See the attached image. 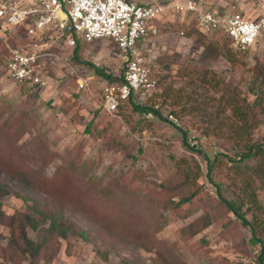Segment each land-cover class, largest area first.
Instances as JSON below:
<instances>
[{"label": "rangeland", "instance_id": "374dc122", "mask_svg": "<svg viewBox=\"0 0 264 264\" xmlns=\"http://www.w3.org/2000/svg\"><path fill=\"white\" fill-rule=\"evenodd\" d=\"M138 1L142 5L194 1L207 11H236L252 20L264 18V0ZM160 24L164 28L159 37L147 41L142 49L159 80L158 87L140 99L121 103L118 118L102 108V85L110 82L94 68L120 79L125 66L114 42L103 39L80 43L75 55V48L60 39L43 38L37 43L49 87L29 89L7 78L4 72L9 47L19 45L24 34L0 26V129L17 138L18 150L10 149V153L19 154L22 161L18 173L0 162V183L6 184L9 192L0 196L2 212L6 216L30 213L32 202L22 199V193L41 201L64 200L68 203L66 216L90 233L88 242L77 236L60 240V251L52 264H256L260 243L249 228L233 213L220 209L216 201H221L219 191L220 196L243 202L247 219H258L264 227V189L244 165L237 168L244 163L237 161L241 145L233 134L239 117L233 108L235 99L228 100L237 95L254 100L249 84L256 77L264 79V36L242 52L221 34L200 38L194 29L196 20L190 14L171 9ZM89 78V88L81 89L79 80ZM136 105L150 109L157 106L159 111L153 119H146V112L137 110ZM170 112L177 115L182 128L166 121L164 115ZM94 118L100 123L99 129L109 127L108 138L114 142L85 133ZM188 133L203 140L196 151L186 144L190 142ZM251 138L254 142L264 141V126L254 130ZM121 140L133 148L127 150ZM0 155L6 156L2 151ZM73 158H81L86 169L73 175L72 185L56 181L54 190L48 189L45 181ZM198 167V183L204 187L196 198L199 209L193 216L183 219L184 212L174 213L162 205L149 208V198L161 185L172 187V179L179 172L187 173L192 182ZM91 176L98 181L89 190L94 179ZM109 190H115V196L133 198V204L126 205L141 216L164 214L162 231L144 235L143 242L110 236L99 208L113 211L105 195ZM143 193L148 196L144 198ZM203 215H209L212 221L207 229L195 236L184 233ZM124 219L132 223L127 215ZM28 234L31 239L37 235L31 229ZM10 236L9 228L0 224V264H30L29 260L7 261L12 254L1 247H7ZM17 256L23 257L20 253Z\"/></svg>", "mask_w": 264, "mask_h": 264}, {"label": "built area", "instance_id": "2783aa9c", "mask_svg": "<svg viewBox=\"0 0 264 264\" xmlns=\"http://www.w3.org/2000/svg\"><path fill=\"white\" fill-rule=\"evenodd\" d=\"M171 9L192 15L201 33L220 32L242 52L250 50L264 36V18L252 20L236 11H207L194 1L142 5L132 0H0V26L14 32L23 28L26 33L25 41L9 47L5 76L22 87L46 89L49 80L42 71L37 42L50 36L76 48L80 43L108 39L117 45L125 71L121 82L102 85V108L118 118L121 103L140 99L141 95L158 87L159 80L142 49L147 41L160 35L164 28L161 19ZM89 82L90 78L80 79L79 87L88 89ZM158 111L159 107H154L145 113V118L153 119ZM164 116L175 127H183L175 113ZM188 134L187 145L196 151L203 140ZM217 149L214 147L215 151ZM200 165L204 168L202 162Z\"/></svg>", "mask_w": 264, "mask_h": 264}, {"label": "trees", "instance_id": "16d2710c", "mask_svg": "<svg viewBox=\"0 0 264 264\" xmlns=\"http://www.w3.org/2000/svg\"><path fill=\"white\" fill-rule=\"evenodd\" d=\"M194 29L199 32L200 38L206 36L196 27ZM20 31L24 34L22 41H25L26 33L23 28H21ZM213 34L219 35L221 33L215 31ZM226 38L229 39L228 37ZM229 41L231 40L229 39ZM79 47L80 44L75 48V55H77ZM94 68L100 75L105 76L110 83L121 82V78H114L112 75H106L102 69ZM249 92L254 96L253 101H247V99L241 98L238 95L228 98L229 101H232L233 98L235 99L237 104H235L233 108L236 116L239 117L237 124L233 128V134L241 145L236 156L238 158L237 161H244V163L238 165L239 167L237 166V168L239 169L244 165L246 171L250 172L254 178L259 181L261 188L264 189V141L254 142L251 138L254 130L258 129L260 126H264V79L260 80V77L254 78L249 84ZM136 109L140 110V112L152 110L142 105H136ZM99 128L100 123H96V119L94 118L86 127L85 133L96 137H102L109 142H114V140L108 138L109 127H103V129ZM184 137L186 139V132H184ZM232 140L233 139H231V141ZM17 141V138H13L10 133L0 129V151L6 155H0V162L3 166H9L8 168L13 173H18V164L19 167L22 166L19 154L10 153V149L18 150L16 147ZM120 144L127 150L133 148L131 143H126L122 140ZM118 151H121V149L119 148ZM138 153H142V149H139ZM80 161L81 158L80 160L73 158L65 163V166L60 167L52 179L45 181V184L48 183L47 188L53 191L56 181L65 185H72L73 175H78L81 170H85L87 167L85 165L86 163ZM196 170L198 171H196V175L192 182L189 181L190 179L187 173L180 174L179 172L172 179L174 183L172 187H170V185H161L160 189L156 191L157 194L149 198L152 200L149 208L157 209L158 206L162 205L165 210L174 213L180 214L184 212V215L181 216L183 219L193 216L194 213L197 212L196 210L199 209L196 198L200 196L204 187L203 184L198 183V177L201 173L199 167L196 168ZM211 170L212 163L209 164V171L211 172ZM91 178L94 179L89 190L92 189L98 181L96 176H91ZM115 185L118 186L119 181H117ZM122 191L128 192L126 188H123ZM115 193V190H109L105 194L111 201L110 205L113 211L107 210L106 207H99L101 209L100 216L104 220V225L110 236L124 241L131 238L134 239L135 242H143L146 239L144 235L149 236L150 232L153 230L156 233L162 231L163 224L166 222L164 214L158 212L153 216H141L130 210L126 205L127 202L133 204V198L127 199L124 195L115 196ZM7 194H9L7 186L1 182L0 196H5ZM128 194H133V192H129ZM218 194L221 201H216V204L219 208L233 213L244 227L250 229L252 236L260 243L261 251L256 260V264H264V227L258 223V219H247L246 216L248 212L242 211L244 206L243 202L238 204L233 200L227 199L225 196H220L219 191ZM147 196L148 195L143 193L144 198ZM21 198L32 202L30 213L23 214L20 212L12 216H6L2 212V206L0 204V224L7 226L11 233L7 247H1L2 251L8 249L12 254V257H7V261L20 262L21 260H29L30 264H39L40 261H43V264H52L60 251V240H68L70 236H77L87 242L90 240L89 231L66 216L65 210L68 207L66 201L51 199H44V201H41L40 199L30 197L26 193H22ZM183 207H185V209L181 211ZM124 215L131 218L132 223H125ZM211 224L212 221L210 216L203 215L185 228L184 233L189 232L191 235L195 236L207 229ZM29 229L36 232L37 235L35 239L29 237ZM17 253H20L23 257L19 258ZM14 256H17L15 260H13Z\"/></svg>", "mask_w": 264, "mask_h": 264}, {"label": "crops", "instance_id": "0c3cea01", "mask_svg": "<svg viewBox=\"0 0 264 264\" xmlns=\"http://www.w3.org/2000/svg\"><path fill=\"white\" fill-rule=\"evenodd\" d=\"M132 1H134V2H136V3H138V4H141L138 0H132ZM154 2H151V4H153ZM156 3V2H155ZM159 37V36H158ZM120 55H121V53H120ZM121 59H122V57H121Z\"/></svg>", "mask_w": 264, "mask_h": 264}]
</instances>
